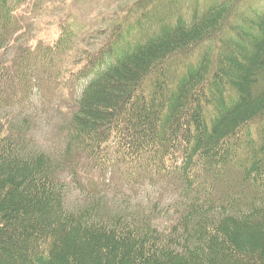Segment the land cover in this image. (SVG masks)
I'll return each mask as SVG.
<instances>
[{
	"label": "trees",
	"instance_id": "obj_1",
	"mask_svg": "<svg viewBox=\"0 0 264 264\" xmlns=\"http://www.w3.org/2000/svg\"><path fill=\"white\" fill-rule=\"evenodd\" d=\"M35 1L0 0V105L67 91L64 153L165 187L178 219L163 232L97 195L68 208L57 165L14 121L0 134V264H264V0H133L92 50L65 20L7 61Z\"/></svg>",
	"mask_w": 264,
	"mask_h": 264
},
{
	"label": "rangeland",
	"instance_id": "obj_2",
	"mask_svg": "<svg viewBox=\"0 0 264 264\" xmlns=\"http://www.w3.org/2000/svg\"><path fill=\"white\" fill-rule=\"evenodd\" d=\"M132 1L36 0L32 5L33 8L37 5L43 10L41 14L33 15L36 22H34L33 26L35 27L31 36L35 40L44 36L53 37L56 33V25L58 26L63 20L70 18L87 33V42L84 45L88 50H92L102 42L109 27ZM10 50L11 52L15 51V49ZM60 91L62 90L53 88V92L49 94V90L46 89L47 97L44 100L30 97L29 101H23L21 97L16 101L12 99L8 104L0 107V134L9 133L8 123L17 122L31 147L44 150L46 154L51 156L57 168L63 165L65 161L61 152L64 140L68 139L66 132L69 129L70 120L76 110L71 95L67 91L63 93ZM25 121H27L26 124ZM61 175L62 178L65 176L64 180L69 185V192L66 197L68 208L83 205L87 201L86 195L82 193L84 189L78 184L76 178L70 176L66 171L62 172ZM82 175L85 176L84 173ZM119 194L118 189H116L109 197L107 196L109 208L128 207L131 209L139 203L138 209L142 211L151 207L150 202L152 200L158 199L162 200L161 208H156L155 211L153 208L150 209L153 224L165 232L177 221L178 216H175L174 212L165 211L167 203L175 200L173 193H166L165 197H161L155 189H143L136 195L129 194L128 203L118 197ZM140 199L141 201H139Z\"/></svg>",
	"mask_w": 264,
	"mask_h": 264
},
{
	"label": "bare ground",
	"instance_id": "obj_3",
	"mask_svg": "<svg viewBox=\"0 0 264 264\" xmlns=\"http://www.w3.org/2000/svg\"><path fill=\"white\" fill-rule=\"evenodd\" d=\"M251 13H253V12H251Z\"/></svg>",
	"mask_w": 264,
	"mask_h": 264
}]
</instances>
